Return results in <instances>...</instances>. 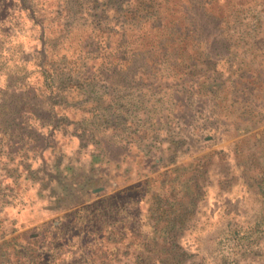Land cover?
Listing matches in <instances>:
<instances>
[{
    "label": "rangeland",
    "instance_id": "374dc122",
    "mask_svg": "<svg viewBox=\"0 0 264 264\" xmlns=\"http://www.w3.org/2000/svg\"><path fill=\"white\" fill-rule=\"evenodd\" d=\"M29 5L33 16L18 0H0V129L7 130L0 137L1 237L24 240L100 195L174 165H203L201 194L177 231L176 259L264 264V17L248 30L251 37L222 33L223 15L249 5L264 14V0L183 2L181 12L194 11L189 22L178 13L185 26L178 24L190 31L188 49L197 37L216 70L170 71L161 64L165 54L148 47L127 52L109 83L95 73V91L109 86L99 100L104 110L72 92L51 109L36 65L38 36L42 29L49 55H61L64 12L58 0ZM76 27L69 34L84 49L91 39ZM95 65L88 64V76ZM107 253L100 257L106 264H133L132 246Z\"/></svg>",
    "mask_w": 264,
    "mask_h": 264
},
{
    "label": "trees",
    "instance_id": "16d2710c",
    "mask_svg": "<svg viewBox=\"0 0 264 264\" xmlns=\"http://www.w3.org/2000/svg\"><path fill=\"white\" fill-rule=\"evenodd\" d=\"M29 1L18 0V7L31 15L33 8ZM58 1L60 12H64L60 22L63 52L60 55L59 50H50L49 55L50 41L40 29V60L36 62L51 109L60 106V100L66 101L64 98L70 92L80 94L85 102H96L99 110L106 109L101 107L99 100L109 86L95 91V73L109 83L112 77L108 73L111 75V71L122 68L121 61L130 56H125L126 53L135 54L145 47L165 54L161 64L170 71L189 74L194 68L193 71L203 74L208 68L212 72L216 70L208 60L209 54L197 48V37L193 39L197 45L188 49L190 31L181 26L185 24L178 17L180 12L179 16L187 17L188 22L194 20V11L181 12L180 6L187 0ZM199 6L202 5L195 7ZM250 8L251 5L246 9L236 7L227 16L223 15L222 33L229 34L228 29L251 37L248 30L254 31L262 23L264 14L260 13L262 9ZM75 22L80 27H76ZM240 25L246 29L239 33ZM74 27L75 30L83 28L79 35L86 30L87 38L91 39L84 49L80 37L69 34ZM195 28L196 25L197 34ZM187 59L196 61L187 64L184 62ZM89 63L96 64L90 76L86 74ZM113 97L109 99L108 96L107 100L112 102ZM105 115L107 113L101 114L104 120L107 119ZM0 130V137L7 134V130ZM203 169V165H174L156 176H147L144 182L126 185L77 205L43 230L27 234L24 240L18 235H0V264H100V257L106 258L108 251L113 253L131 246L133 264H182L176 259L179 253H175L177 231L193 214L201 194L197 174ZM123 252L129 254L128 250ZM101 264L106 263L101 261Z\"/></svg>",
    "mask_w": 264,
    "mask_h": 264
}]
</instances>
